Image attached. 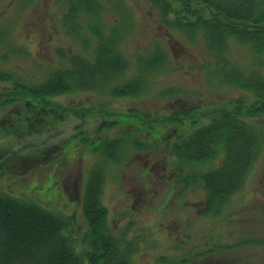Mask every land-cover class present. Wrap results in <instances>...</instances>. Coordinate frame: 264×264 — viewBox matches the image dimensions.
Returning a JSON list of instances; mask_svg holds the SVG:
<instances>
[{"label":"rangeland","instance_id":"1","mask_svg":"<svg viewBox=\"0 0 264 264\" xmlns=\"http://www.w3.org/2000/svg\"><path fill=\"white\" fill-rule=\"evenodd\" d=\"M99 1L101 14L93 20L81 18L84 29L79 38L63 22L65 0H0V71L38 84L68 68L73 56L93 60L97 39L87 29L90 22L105 35L118 30L119 51L129 62L124 75L101 90L56 98L65 106L85 105V120L70 116L54 121L51 116L32 115L33 103H0V191L74 217L66 233L82 250L88 228L85 186L95 165L105 163L99 150H93L99 142H92L123 137L127 143L120 162L106 163L102 203L109 211L111 233L123 240L122 246L135 247L132 264H264V139L243 189L219 215L200 214L204 186L184 188L179 183L176 159L162 139L186 137L195 128L193 121L207 125L239 99L250 106L255 102L252 94L223 82L203 34L191 40L165 28L149 0ZM156 50L163 51L166 62L147 73L144 91L137 97H113L112 89L137 76L140 59ZM228 51L229 67L245 74L264 73L262 58L247 45L232 40ZM11 86L0 83V91ZM134 109L139 116L128 117ZM185 112L188 116L182 115ZM174 113L178 119L171 121ZM250 121L264 133V115ZM79 131L92 142L73 137ZM131 138L151 148L134 147ZM223 160L221 153L213 162L184 170L186 175L205 173Z\"/></svg>","mask_w":264,"mask_h":264},{"label":"trees","instance_id":"2","mask_svg":"<svg viewBox=\"0 0 264 264\" xmlns=\"http://www.w3.org/2000/svg\"><path fill=\"white\" fill-rule=\"evenodd\" d=\"M159 9L165 26L176 29L190 39L203 33L208 48L216 54L218 68L224 79L237 87L253 92L256 99L250 106L243 100L221 109L211 122L200 126L183 140L171 146L178 158V170L185 166L215 160L223 151L222 165L207 173H193L183 179L186 185L203 182L207 192L203 214L218 215L230 198L244 185L256 162L261 134L246 118L264 113V75L245 76L228 70L225 55L228 39L235 38L264 57V3L258 0H149ZM69 10L65 21L76 27L81 15L96 16L101 11L97 0H68ZM178 3L179 6L173 7ZM172 17V18H171ZM96 28V26H94ZM98 39L93 61L80 57L71 59V66L51 74L37 86H29L12 76L0 73L1 82H13V88L0 92L5 104L15 101H33L50 110L54 121L64 120L68 113L79 115L81 110L54 103L53 98L66 94L95 91L121 75L128 62L118 50L119 36H106L99 28L94 30ZM165 54L157 50L147 59H140V73L129 83L116 88L115 96H136L146 85L145 72L162 67ZM80 112V113H79ZM188 116V112L182 114ZM172 114L170 120H177ZM199 124L198 120L192 122ZM124 140L105 139L100 144L103 156L118 161ZM136 146L140 145L134 140ZM105 182L103 165H98L87 183L83 214L87 222L82 250L74 238L65 234L74 217L56 214L48 208L28 200L0 192V264H132L133 244L122 248L123 240L114 236L108 224V209L101 195Z\"/></svg>","mask_w":264,"mask_h":264}]
</instances>
